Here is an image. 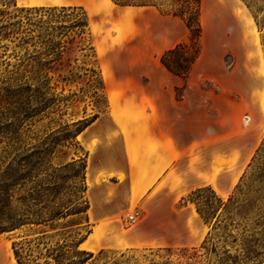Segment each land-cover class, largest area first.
Listing matches in <instances>:
<instances>
[{"label": "rangeland", "instance_id": "rangeland-1", "mask_svg": "<svg viewBox=\"0 0 264 264\" xmlns=\"http://www.w3.org/2000/svg\"><path fill=\"white\" fill-rule=\"evenodd\" d=\"M9 2L6 6L0 4L4 12L0 13V21L22 20L23 27L29 26L28 17L37 19L38 10L50 7L83 6L89 15L85 49L72 54L71 72L60 70V76H53L51 85L57 104L36 118L30 136L35 133L43 137L48 125L92 119L107 112L111 103L108 89L147 95L162 84L175 86L177 96H181L191 83L195 91L224 94L228 99L233 147L246 153L247 161L238 169L229 195L221 198L205 186L181 199L182 206H196L186 212V207H130L115 217L118 228L128 232L144 226L157 236L155 242L150 246L91 251L83 245L86 239L80 248L93 256L87 255L84 264H264V0H201L200 55L185 77L169 72L160 61L167 50L179 44L189 47L191 37L185 17L173 15L167 5L128 7L111 0ZM57 15L62 20L64 12L59 10ZM69 36L63 35V39ZM12 40L1 43L7 47H0V87L18 62L16 55L24 53L17 46L19 41ZM187 47L169 58L190 54ZM78 141L64 148L65 155L56 152L52 162L86 158L88 150ZM61 181L67 200L83 187L81 178L70 172ZM136 211V222L124 221L128 213ZM80 217H69L75 223L72 229L88 235L94 223ZM12 237V233L0 235L5 264L17 262Z\"/></svg>", "mask_w": 264, "mask_h": 264}, {"label": "trees", "instance_id": "trees-1", "mask_svg": "<svg viewBox=\"0 0 264 264\" xmlns=\"http://www.w3.org/2000/svg\"><path fill=\"white\" fill-rule=\"evenodd\" d=\"M111 1L128 7L167 5L170 13L185 17L191 34L189 47L179 44L167 50L160 61L174 75L187 76L200 55L201 0ZM9 3V0H0L1 5ZM59 10L64 12L62 20L57 15ZM70 10L77 13L67 15ZM0 13L4 15L2 10ZM37 13V19L28 17V27H23L22 20L0 21V47L5 46L2 41L15 38L19 41L17 46L24 49L22 55H16L18 62L0 87V235L13 234L12 248L17 264H84L88 261L86 256L92 257L93 253L80 246L92 230L88 235H82L80 229L73 230L75 223L69 217L80 215L79 220L84 218L90 222V202L85 197L87 157H72V161L59 164H54L52 158L65 147L78 144L79 134L98 115L48 125L43 137L35 133L30 136V133L36 118L57 104L55 87L51 85L53 76H60V70L71 72L72 54L85 49L83 41L89 28V15L83 6L50 7ZM68 33L70 36L63 39ZM186 47L190 54L169 58ZM92 72L96 73L94 69ZM69 172L83 182L72 200L65 198V185L61 181Z\"/></svg>", "mask_w": 264, "mask_h": 264}, {"label": "crops", "instance_id": "crops-1", "mask_svg": "<svg viewBox=\"0 0 264 264\" xmlns=\"http://www.w3.org/2000/svg\"><path fill=\"white\" fill-rule=\"evenodd\" d=\"M153 89L147 95L108 89L109 110L78 136L88 150L86 197L94 223L83 243L87 250L152 245L157 236L144 226L124 232L115 217L135 206L189 211L195 204L182 206L181 199L205 186L223 198L247 161L245 151L233 147L224 94L198 92L191 83L181 96L175 86Z\"/></svg>", "mask_w": 264, "mask_h": 264}, {"label": "built area", "instance_id": "built-area-1", "mask_svg": "<svg viewBox=\"0 0 264 264\" xmlns=\"http://www.w3.org/2000/svg\"><path fill=\"white\" fill-rule=\"evenodd\" d=\"M138 216H139V212H134V213H128L125 217H124V221L129 223V224H132L134 222L137 221L138 219Z\"/></svg>", "mask_w": 264, "mask_h": 264}]
</instances>
